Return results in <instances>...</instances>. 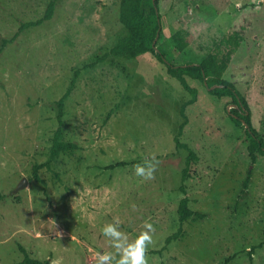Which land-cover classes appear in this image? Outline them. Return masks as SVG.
I'll list each match as a JSON object with an SVG mask.
<instances>
[{"label":"rangeland","instance_id":"obj_1","mask_svg":"<svg viewBox=\"0 0 264 264\" xmlns=\"http://www.w3.org/2000/svg\"><path fill=\"white\" fill-rule=\"evenodd\" d=\"M48 2L0 0V264L23 258L19 244L51 264H95L96 252L112 251L101 228L114 217L130 236L146 219L153 223L148 264H264V245L254 249L252 263L249 256L264 240V155L250 161L231 97L189 79L199 97L185 108L180 141L197 154L186 188L189 206L205 217L184 221L183 235L161 249L179 226L189 151L174 137L190 94L152 53L88 65L126 33L119 0H59L51 18L14 37L22 22L44 15ZM259 8L253 0H159L157 46L173 63L199 62L225 52L226 38L251 14L223 77L245 96L264 139V3ZM177 31L187 42L182 49ZM77 68L63 138L79 148L39 167L44 182L38 181L33 167L48 158L55 102ZM149 153L160 163L154 179L141 181L133 165ZM119 161L125 163L110 167ZM23 178L25 186L12 192Z\"/></svg>","mask_w":264,"mask_h":264},{"label":"trees","instance_id":"obj_2","mask_svg":"<svg viewBox=\"0 0 264 264\" xmlns=\"http://www.w3.org/2000/svg\"><path fill=\"white\" fill-rule=\"evenodd\" d=\"M58 1L59 0H49L42 17L35 20L22 22L14 37L25 28L38 25L43 20L51 18L56 9ZM118 10L119 20L126 28V33L121 36L108 51H105L101 56H97L95 60L88 65H94L99 61H103L110 55L135 58L146 53H152L161 63L165 65L167 73L174 77L190 94V97L182 104L180 108L183 120L179 126L177 134L174 137L176 146L187 148L189 151L186 159V166L182 171V183L180 185L184 195L179 200L177 209L179 226L176 231L166 236L164 245L161 248L165 249L171 241L183 235L184 221L190 218L197 219L205 217V213L194 210L189 206V197L187 195L186 188L187 177H189L191 174L190 166L192 162L196 160L197 154L193 151V149L189 148L186 143L180 141V136L184 133L189 121L185 108L188 104L196 102L199 97V89L189 82L190 78L200 80L203 85L208 88L213 86L209 89L211 94L220 97H231V100L234 104L231 118L236 124L245 126V132L248 136L246 149L250 161L254 163L256 162L259 155H264V139L259 135L255 127L252 125L250 109L245 96L236 88L233 82L223 77L233 50L238 46L239 40L242 38L246 27L252 21V15H248L245 25H240L226 38V43L229 48L225 52H222L221 54L217 52H211L199 62L190 61L184 63H173L157 46V40L159 39L160 33L162 31L159 0H119ZM173 37H176L175 39L178 42L179 49H182L186 45L187 42L180 31H177ZM79 73L80 68H77L73 73L69 86L55 102L58 107V125L54 130L48 158L44 162L35 164L33 167V177L38 181L44 182V180L38 175L39 167H50L51 162L54 161L61 153H73L79 148L75 141L66 140L63 138L64 103L65 99L72 91ZM123 163L125 162L119 161L109 165L110 167H113ZM250 172L251 171L249 170L248 175L243 180L242 191H244V189L248 186ZM263 245L264 240L251 247L249 250L251 263L254 249ZM19 248L23 253V258L14 264H51L49 260H41L31 257L23 245L19 244ZM161 249L159 251H161Z\"/></svg>","mask_w":264,"mask_h":264},{"label":"clouds","instance_id":"obj_3","mask_svg":"<svg viewBox=\"0 0 264 264\" xmlns=\"http://www.w3.org/2000/svg\"><path fill=\"white\" fill-rule=\"evenodd\" d=\"M257 11L264 0H253ZM239 7L240 4H237ZM160 161L155 153L144 156L142 161L133 165L134 175L141 181L154 179L155 171ZM122 221L114 217L111 222L105 223L101 228L102 235L107 238L112 251H98L95 253V264H148L147 252L153 244L155 228L150 220H145L141 230L134 236L121 231Z\"/></svg>","mask_w":264,"mask_h":264},{"label":"water","instance_id":"obj_4","mask_svg":"<svg viewBox=\"0 0 264 264\" xmlns=\"http://www.w3.org/2000/svg\"><path fill=\"white\" fill-rule=\"evenodd\" d=\"M157 36H158V34H157ZM157 36H156V38H157ZM156 38H155V40H156ZM213 86H211V87H209V88H212ZM27 183V178H23L22 180H21V182L12 190V192H15L17 189H19V188H21V187H23V186H25V184Z\"/></svg>","mask_w":264,"mask_h":264}]
</instances>
